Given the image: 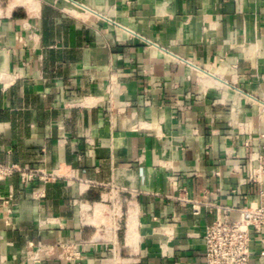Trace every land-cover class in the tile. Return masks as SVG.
Masks as SVG:
<instances>
[{"label":"crops","instance_id":"0c3cea01","mask_svg":"<svg viewBox=\"0 0 264 264\" xmlns=\"http://www.w3.org/2000/svg\"><path fill=\"white\" fill-rule=\"evenodd\" d=\"M0 164L65 177L0 181V264H205L264 202V0H0Z\"/></svg>","mask_w":264,"mask_h":264},{"label":"built area","instance_id":"2783aa9c","mask_svg":"<svg viewBox=\"0 0 264 264\" xmlns=\"http://www.w3.org/2000/svg\"><path fill=\"white\" fill-rule=\"evenodd\" d=\"M18 176L22 187L33 182H41L45 186L54 184L65 178L59 171H48L40 168H30L19 164H0V181ZM45 196V191L37 192V197ZM264 197V191H262ZM12 196H10V199ZM263 200V199H262ZM195 214L200 213L199 204H193ZM207 207V205H206ZM237 212L238 218H232ZM264 231V202L249 204L240 208H224L205 230V264H251L252 244L254 234ZM32 247L33 244H31ZM62 249L61 258L77 262L81 259V252L76 244H59ZM43 245L36 246V252H43ZM37 254L34 260H37Z\"/></svg>","mask_w":264,"mask_h":264}]
</instances>
